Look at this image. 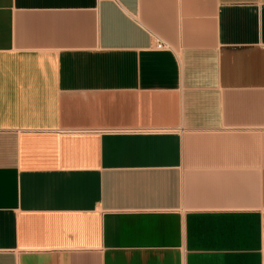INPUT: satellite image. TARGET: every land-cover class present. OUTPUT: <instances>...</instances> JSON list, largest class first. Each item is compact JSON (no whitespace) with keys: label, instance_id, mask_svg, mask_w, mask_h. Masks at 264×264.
Here are the masks:
<instances>
[{"label":"crops","instance_id":"1","mask_svg":"<svg viewBox=\"0 0 264 264\" xmlns=\"http://www.w3.org/2000/svg\"><path fill=\"white\" fill-rule=\"evenodd\" d=\"M0 264H264V0H0Z\"/></svg>","mask_w":264,"mask_h":264},{"label":"built area","instance_id":"2","mask_svg":"<svg viewBox=\"0 0 264 264\" xmlns=\"http://www.w3.org/2000/svg\"><path fill=\"white\" fill-rule=\"evenodd\" d=\"M165 47H164V44L159 42V41H154V50L155 51H162L164 50Z\"/></svg>","mask_w":264,"mask_h":264}]
</instances>
